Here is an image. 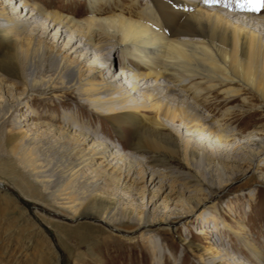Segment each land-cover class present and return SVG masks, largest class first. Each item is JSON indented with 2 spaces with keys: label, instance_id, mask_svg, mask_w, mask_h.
I'll return each instance as SVG.
<instances>
[{
  "label": "rangeland",
  "instance_id": "1",
  "mask_svg": "<svg viewBox=\"0 0 264 264\" xmlns=\"http://www.w3.org/2000/svg\"><path fill=\"white\" fill-rule=\"evenodd\" d=\"M31 1L47 11H73L80 14L77 18L84 16L81 13L86 9L85 0ZM46 1L49 5L43 3ZM137 1L142 7L147 0ZM159 2L174 6L173 0ZM20 7V14H24L26 8ZM42 20L34 23L41 24ZM245 26L258 30L251 23ZM56 27L47 32L46 45H50ZM68 38L64 33L57 44L59 52L66 59L77 58V54L61 49ZM15 42L8 39L0 43V62ZM84 50L91 53L82 63L90 66L96 56L91 48ZM103 52L109 53L110 62L119 63L121 55L117 50L105 48ZM35 65L34 70L26 66L19 75L16 70L2 71L0 63V264H212L204 248L219 250L226 256L224 261L231 264H264V149L253 161L246 159L249 149L256 151L258 145L264 146V134L260 133L264 131V107L254 99L252 91L242 90L231 103H225L219 90L200 94L193 105L206 120V125L201 126L205 127L202 135L198 134L201 130H194L200 124L189 129L177 121L162 119L167 129L161 133L174 139L178 151L171 156L151 151L138 154L133 150L132 128L115 129L75 88H66L58 81L57 72L47 60L41 65L36 60ZM112 71L114 75L119 73L117 66ZM41 78L42 85L33 84L34 79ZM135 96L147 98L145 94ZM244 101L253 107L244 105L239 112ZM228 107L234 114L223 121ZM66 118L75 123L71 129L65 125ZM216 122L232 130L234 137L230 141L220 142L208 130L206 126L216 128ZM57 127H67L70 135L73 132L86 136L85 142L79 144L80 150L76 147L72 155L64 149L28 155L26 150L35 152L40 143L36 141L31 149L20 148L21 128L29 138L34 134L42 138L44 142L38 147L43 149L46 135L60 138ZM174 131L196 142L202 139L208 147H220L221 151L210 149L208 153L211 163L226 164L223 179L215 173L204 178L187 165ZM94 145H106L111 153L134 161L136 170L127 174L117 168L122 165L120 161L113 162L114 167L101 163L98 155L90 157ZM77 168L76 181L65 185ZM151 173L159 177L148 185ZM79 181L88 184L87 191L81 189ZM94 183L95 191L85 197ZM182 196H195L189 203L199 200L201 206L189 213ZM100 198L117 206L113 220L99 216ZM125 210L136 214L145 211L153 221L139 225L119 215ZM230 228L239 229L240 237Z\"/></svg>",
  "mask_w": 264,
  "mask_h": 264
},
{
  "label": "bare ground",
  "instance_id": "2",
  "mask_svg": "<svg viewBox=\"0 0 264 264\" xmlns=\"http://www.w3.org/2000/svg\"><path fill=\"white\" fill-rule=\"evenodd\" d=\"M85 1L86 9L81 13L84 16L77 18L80 14L73 11H47L31 0H0V43L8 39L16 40L1 59L2 71L16 70L23 75L26 66L34 70L36 60L40 61V65L47 60L50 68L57 72L58 81L66 88H75L78 95L94 111L105 115L115 129L125 126L132 128L133 150L138 154L151 151L154 155L171 156L178 151L174 139L162 135V130L167 129L162 119L177 121L189 129L200 124L194 130H201L198 134L202 135L205 127L201 126L206 125V120L193 105L202 93L219 90L225 103H231L241 95L242 90H249L264 107V9L259 12L240 10L237 3L243 0H227V7L225 0L219 4H207L205 0H173L172 7L159 0H147L142 7H139L137 0ZM43 3L49 5L50 2ZM20 5L26 8L24 14H20ZM255 14L259 15L253 16ZM39 19H43L41 24L34 23ZM246 23L258 26V30L247 28ZM55 25L57 27L49 39L50 45H46L44 39L47 32ZM64 33L70 38L63 42L61 49L77 54V58L61 56L57 44ZM86 47L91 48L96 56L90 66L82 63L91 53L84 50ZM105 48L120 53L118 64L110 62L107 58L109 53L103 52ZM116 66L119 73L114 75L112 70ZM42 82V78L34 79L33 84L42 85ZM202 83H205L204 86H201ZM141 94L147 98L137 99L135 95ZM185 96H190V100ZM244 105L252 106L244 101L238 108L239 112ZM225 111L223 121L234 114L232 108L228 107ZM64 121L71 129L74 122L67 118ZM216 123V128L206 127L218 141H230L234 137L232 130L223 122ZM67 127H57L59 139L46 135V147L43 149L38 147L44 142L42 138H36L35 134L29 138L21 128L18 132L20 148L29 149L36 141L40 143L36 145L35 152L26 150L28 155L34 153L40 156L53 149H64L72 155L76 147L80 150L79 144L87 138L80 133L72 132L70 135ZM260 133L264 134V131ZM174 134L180 140V149L187 165H191L204 178L215 173L217 178L223 179L226 164L211 163L212 156L208 153L210 149L221 151L220 147H208L202 139L196 142L189 135ZM91 147L90 157L98 155L104 165L120 161L122 165L117 166L118 169L127 174L136 170L134 161L111 153L106 145ZM262 149L264 146L261 144L256 151L249 149L246 159L253 161ZM163 155L160 158H164ZM81 163L86 165L88 161ZM79 169L69 174L65 185L76 181ZM151 177L148 185L155 183L159 176L151 173ZM79 183L82 190L88 186L85 182ZM95 187V183L91 185L85 197L91 196ZM194 198L182 196L189 213L196 212L201 206L199 200L189 203ZM86 204H90L89 201ZM97 209L99 216L108 220H113L117 213V206L110 205L105 198L99 199ZM119 215L129 217L139 225L153 221L145 211L136 214L125 210ZM232 232L240 237L239 229ZM251 248L254 249L253 246ZM203 252L210 255L212 264H231L224 261L226 256L217 249L204 248Z\"/></svg>",
  "mask_w": 264,
  "mask_h": 264
},
{
  "label": "snow or ice",
  "instance_id": "3",
  "mask_svg": "<svg viewBox=\"0 0 264 264\" xmlns=\"http://www.w3.org/2000/svg\"><path fill=\"white\" fill-rule=\"evenodd\" d=\"M221 0H205L207 4H219ZM227 0H225V7H227ZM237 7L240 10L259 12L264 9V0H243V2H238Z\"/></svg>",
  "mask_w": 264,
  "mask_h": 264
}]
</instances>
